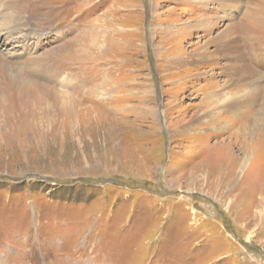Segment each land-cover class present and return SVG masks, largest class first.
<instances>
[{"label": "rangeland", "instance_id": "1", "mask_svg": "<svg viewBox=\"0 0 264 264\" xmlns=\"http://www.w3.org/2000/svg\"><path fill=\"white\" fill-rule=\"evenodd\" d=\"M197 1L0 0L14 78L76 100L23 112L0 89V264H264V126L245 157L234 123L214 136L226 116L205 97L228 60L203 51L264 4ZM214 144L224 166L209 163Z\"/></svg>", "mask_w": 264, "mask_h": 264}, {"label": "bare ground", "instance_id": "2", "mask_svg": "<svg viewBox=\"0 0 264 264\" xmlns=\"http://www.w3.org/2000/svg\"><path fill=\"white\" fill-rule=\"evenodd\" d=\"M222 1L223 0H220L219 2H222ZM254 1L255 0H250V4L253 5ZM262 1L263 0H259V2L257 3L264 4V2ZM214 2L216 1L214 0ZM196 4L204 6V7H208L207 5L209 4V0L208 2L207 0H202V2L197 1ZM220 5L223 9L227 11L231 9V6L228 5V1L222 4L220 3ZM238 6L239 5H237V7ZM234 7L235 6H233V8ZM259 8L264 9L261 6H259ZM258 13H260L258 11V8L255 9L251 7L250 10L247 9L241 22L234 23L233 25L228 26L219 35L209 38L208 42L203 47V51H205L209 48V46H214L215 47L214 51L209 53L210 57L215 58V59L217 58V60H218V57H220V59L221 57H223V59L228 60L226 64L222 65L221 68L220 67L219 68L222 71L221 72L222 74L229 73V79L221 83L219 82L213 83L212 88L215 91L216 90L217 91L212 92L205 97L206 100L208 101L206 108H207V111H209V113H214L216 114V116H220V117L226 116V120H225L226 123H223L220 129L214 128L215 130H219L221 134L215 133L214 136L219 140L221 137H224L230 134V131L235 128L234 126L235 124L238 128V131L236 133L233 132L234 134L229 135L230 137L227 140H229L230 145H232V143H234V138H235L236 146L245 145L244 149L246 151H244V157L246 156V153L248 154L251 152L250 149H247L248 142L251 141L253 143V147L255 145L254 140H256L257 137H252V135L257 131L256 130L254 133H252V130L255 128V124L258 121H260L262 122L264 126V100L260 104L259 111H257L256 113L252 112L250 109V106H254L255 103L260 99V97L258 98L259 95L263 94L261 98L264 99V87H258V84L261 81L262 82L264 81L263 79L264 77V49L261 48L260 46L264 44V19L258 20ZM229 16H225V18L228 19ZM205 21L207 20L205 19L198 20L194 24L193 28L202 29L203 25L204 24L206 25L207 23ZM5 22L11 23L7 21ZM7 26H10V25H7ZM212 26L215 27L216 24H213ZM208 31L210 32L211 29L209 28ZM206 54H208V52H206ZM2 55L0 54V89L5 90V88L7 87L11 91L10 93H12L13 95V100L11 98L12 102L10 101V103H12L13 106L9 105V107L12 106L14 108H17L15 110L22 111L23 109L26 110V108L29 109L31 106L35 105L38 107V109H42L41 111L44 114L46 113V115H48V112L51 111L50 109H52L53 107H55L56 109H60V111L62 110L63 112H66V113H72L75 110L76 100L72 99V97H66L65 95H63L62 97L61 95H59V92H56L53 89L52 90L45 89L46 87L45 88H41L40 86L33 87L32 85L28 84L22 78V76H18L17 78H14L13 75L15 73H18L17 72L18 69L15 68L14 66H16L17 64L18 66H20V63H18V60H17L18 58L17 56H15L16 54L15 55L12 54L13 56L10 59V61L2 58ZM35 63L36 62L33 61L28 64L31 66H34ZM39 67L41 66L39 65ZM237 87H240L239 88L240 90L236 89ZM7 98H8V95H7ZM2 102H6V101L0 100V104ZM8 103H9V100H8ZM2 105H6V104H2ZM25 110H23V112ZM207 118L208 116L206 112H203L202 114L196 116V120L201 122L200 124H203L202 122L204 121L206 122L205 124L209 123L207 121L208 120ZM240 135H242V138H240ZM259 136L262 142H264V134L259 135ZM244 137L245 139H243ZM216 147H219V149H217L219 151L215 150V151L210 152L213 155L211 156L209 163L211 165L219 166L221 160L223 159L222 166H224L225 164L223 161H225V155L223 153L226 152V149L222 147L220 144H214V148ZM226 154H228V151ZM220 156H221V159H220ZM256 160L257 158H255V161ZM244 163H245V158L243 162L240 161V165L242 164L244 165Z\"/></svg>", "mask_w": 264, "mask_h": 264}]
</instances>
